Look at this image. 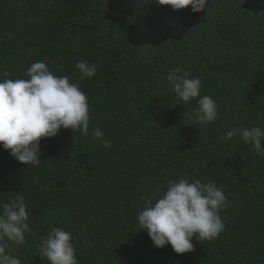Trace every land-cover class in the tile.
<instances>
[{
    "label": "trees",
    "instance_id": "1",
    "mask_svg": "<svg viewBox=\"0 0 264 264\" xmlns=\"http://www.w3.org/2000/svg\"><path fill=\"white\" fill-rule=\"evenodd\" d=\"M82 60L94 77L81 78ZM37 61L80 84L91 123L86 136L42 138L39 165L0 146V212L17 195L27 205L31 232L12 247L22 264H48L38 246L53 227L71 232L78 264H264V157L220 139L264 129V0H209L196 13L156 0H0V80L28 79ZM177 67L217 102L214 122L196 121L199 97L177 99L166 78ZM180 178L214 182L228 200L225 229L184 254L154 246L137 216Z\"/></svg>",
    "mask_w": 264,
    "mask_h": 264
},
{
    "label": "clouds",
    "instance_id": "2",
    "mask_svg": "<svg viewBox=\"0 0 264 264\" xmlns=\"http://www.w3.org/2000/svg\"><path fill=\"white\" fill-rule=\"evenodd\" d=\"M156 3L171 6L173 10L191 6L196 13L205 10L209 0H156ZM75 67L81 78L96 75V66L87 61H78ZM3 76L5 79L0 80V146L9 150L15 159L28 166L39 165L41 139L55 137L61 128L88 135L90 106L79 83H72L68 76L54 75L40 61L27 69L28 79H8V72ZM166 78L177 99L188 103L199 97L194 109L199 124H210L218 118L217 102L209 95H200V78L191 77L180 67L170 70ZM92 135L105 148L111 147V141L104 139L99 126L92 129ZM236 136L250 143L255 152L264 157V129L260 126L234 128L220 139L231 140ZM227 205V197L216 183L180 178L169 181L159 198L147 199L137 216L140 228L148 232L154 246L163 248L170 244L177 254H184L194 250L193 238L203 242L219 236L226 227L220 212ZM28 221L23 195L3 204L0 264H22L21 259L12 254V247L25 243L26 234L31 232ZM72 241L70 231L53 227L38 246L40 256L48 264H78Z\"/></svg>",
    "mask_w": 264,
    "mask_h": 264
}]
</instances>
